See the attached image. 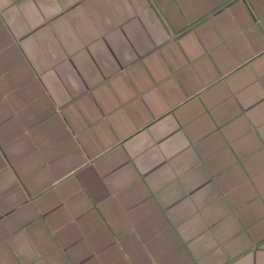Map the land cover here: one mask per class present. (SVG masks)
I'll return each mask as SVG.
<instances>
[{"label": "crops", "instance_id": "1", "mask_svg": "<svg viewBox=\"0 0 264 264\" xmlns=\"http://www.w3.org/2000/svg\"><path fill=\"white\" fill-rule=\"evenodd\" d=\"M0 264H264V0H0Z\"/></svg>", "mask_w": 264, "mask_h": 264}]
</instances>
